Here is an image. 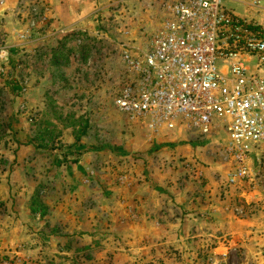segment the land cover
Wrapping results in <instances>:
<instances>
[{
    "label": "rangeland",
    "instance_id": "374dc122",
    "mask_svg": "<svg viewBox=\"0 0 264 264\" xmlns=\"http://www.w3.org/2000/svg\"><path fill=\"white\" fill-rule=\"evenodd\" d=\"M91 1L89 27L57 30L49 1L0 0V264H264V144L243 173L226 135L116 110L122 54L150 46L161 4Z\"/></svg>",
    "mask_w": 264,
    "mask_h": 264
},
{
    "label": "built area",
    "instance_id": "2783aa9c",
    "mask_svg": "<svg viewBox=\"0 0 264 264\" xmlns=\"http://www.w3.org/2000/svg\"><path fill=\"white\" fill-rule=\"evenodd\" d=\"M230 4L260 20L247 22ZM160 10L150 46L122 54L114 108L155 133L180 127L196 141L226 135V152L245 173L264 144V0H164ZM3 43L0 78L11 56Z\"/></svg>",
    "mask_w": 264,
    "mask_h": 264
},
{
    "label": "crops",
    "instance_id": "0c3cea01",
    "mask_svg": "<svg viewBox=\"0 0 264 264\" xmlns=\"http://www.w3.org/2000/svg\"><path fill=\"white\" fill-rule=\"evenodd\" d=\"M20 0H5L7 8H13ZM49 1L54 7L55 22L54 27L57 30H79L85 29L92 24V14L94 10V3L91 0H46ZM164 0H155V5L163 4ZM244 6H237L235 12L241 18L248 16L252 18L248 11H244ZM160 12L159 10L157 11ZM236 14V15H237ZM245 15V16H244ZM254 19V17L252 18ZM257 19V18H256ZM13 27V26H12ZM67 33V32H66ZM61 34L60 36H62ZM255 65L254 60L251 61L249 66L253 68ZM264 75V71H262ZM105 86V82L102 84ZM163 132L169 131L167 128L161 129ZM160 130V131H161ZM183 130V129H182ZM160 131L158 133H160ZM184 132V130H183ZM185 134V133H184Z\"/></svg>",
    "mask_w": 264,
    "mask_h": 264
}]
</instances>
